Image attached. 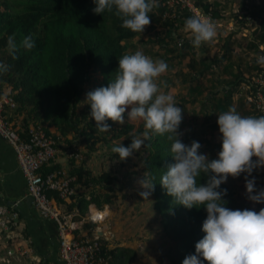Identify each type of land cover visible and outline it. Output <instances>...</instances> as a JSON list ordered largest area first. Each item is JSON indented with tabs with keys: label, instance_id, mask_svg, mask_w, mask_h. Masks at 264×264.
<instances>
[{
	"label": "trees",
	"instance_id": "obj_1",
	"mask_svg": "<svg viewBox=\"0 0 264 264\" xmlns=\"http://www.w3.org/2000/svg\"><path fill=\"white\" fill-rule=\"evenodd\" d=\"M158 3L159 6L150 13L151 24L158 27L157 31L145 39H139L141 33H134L121 26L122 21L114 14L115 10L112 12L105 10L100 15L95 14L93 0H0V62L9 66L8 71L0 72V94L6 93L14 102V107L7 110L6 114L8 120L16 126L20 136L26 138L28 126H40L54 139L56 147L54 157L60 154L59 142H64L67 137L63 138V136L66 135L72 137L67 140L68 142L81 144L87 151L94 150L98 143L113 142L114 146L120 143L124 146L129 145L133 135H139L146 130L142 120H139L137 126L125 121L124 124L111 129V132L101 133L95 128V122L88 115L90 109L76 110V106L81 96L91 91V88L86 89V86L93 80L94 75L97 76L94 87H106L115 77L120 57L138 50L154 60L165 61L168 68L175 67L174 62L185 61L187 70L175 67L174 73L167 75L166 78L170 84L178 81L184 87L187 86L181 95V104L199 101L198 112L204 114V123L227 111L232 105V96L241 93V84L246 80L240 70L230 73V79L220 78L221 73L229 71L233 66L232 45L235 40L230 38L238 29L230 31L229 35L221 38L222 54L213 63L205 66L204 60H198V63L193 56L194 46L191 40L181 37L184 22L191 15L179 6L167 7L164 0H158ZM195 3L202 11L209 12L211 17L220 16L216 11L218 3L208 0H195ZM245 16L248 19H245ZM245 16L242 18L243 21L251 20L248 15ZM255 17L257 23L254 33L257 36V44L264 46V13H258ZM9 36H14L18 46L15 59L7 48ZM27 36H31L35 43V47L30 51L20 47V42ZM198 64L205 66L206 69L196 70ZM206 74H209V78L205 77ZM207 86H210L211 90ZM7 88L8 92H5ZM248 89L251 90L252 87ZM203 91L208 92L205 93V98L197 99ZM239 102L240 107L249 108L244 116L263 115L247 100L240 97ZM182 106L180 107L183 108ZM196 117L197 115L194 114L193 118ZM203 121L199 123L201 126L204 124ZM48 127L54 128L55 132L51 133ZM207 127L208 125L205 128ZM181 128L182 125L179 126L180 130ZM199 133L195 130H186L179 138L186 145H190L199 137ZM149 135L150 139L141 147L145 154L139 167H136V173L140 180L146 175L154 182L151 196L154 207L161 216V230L174 242L172 251H169L170 262L182 264L186 256L195 254V244L205 235L201 229L207 213L203 206L187 209L179 204L169 212L163 211L162 203L175 201L161 187L159 181L162 172L167 170L168 165L174 163V159L166 135L153 133ZM66 146L69 147V144L67 143ZM199 151L201 154L210 152L202 147ZM207 156L210 160L217 158L214 153ZM54 157L41 166L43 173L59 170V166L53 163ZM113 157L118 155L114 154ZM76 176L73 186L76 180H80L81 174L76 173ZM85 177L86 180L82 184L89 191L80 194L75 191L70 201L71 206L73 205L77 210L72 215L73 220L84 217L86 205L89 203L100 207V200L103 197L100 181L105 180V187H108L113 180L106 172L96 175L87 172ZM199 179L200 183L204 184L207 177L202 174ZM220 189L227 190L223 199L227 201L226 207L230 209H251L258 212L264 206L262 203L253 208L244 200L239 202L226 182L220 185ZM165 193L166 197L162 198L161 194ZM48 194L60 202L56 199L55 193L48 192ZM84 226L90 229L88 231L90 234L93 223L86 221L82 227ZM112 241L101 239V245L109 257L110 264H127L134 259L133 249L111 245ZM200 259L201 264H207L202 257Z\"/></svg>",
	"mask_w": 264,
	"mask_h": 264
},
{
	"label": "clouds",
	"instance_id": "obj_2",
	"mask_svg": "<svg viewBox=\"0 0 264 264\" xmlns=\"http://www.w3.org/2000/svg\"><path fill=\"white\" fill-rule=\"evenodd\" d=\"M93 3L95 14L115 10L121 26L134 33H142L150 25V13L159 6L158 0H93ZM184 31L189 33L194 47L210 42L217 35L215 21L203 14L188 17ZM20 47L29 51L34 48L32 37H25ZM7 48L9 54L17 58L14 36L7 38ZM256 61L264 66V55L257 56ZM8 68L0 62V72ZM167 71L165 61L154 60L142 51L123 54L115 77L108 85L86 93L85 103L90 106L95 128L101 133L111 132L107 121L124 124L126 112L128 120L144 122L146 130L133 135L129 145L120 143L112 148L120 160L129 158L144 146L150 133L166 135L170 141L174 163L162 172L161 187L176 204L187 209L203 206L207 213L201 229L205 235L195 244V254L186 256L182 264H201V257L207 264H264V208L258 212L230 209L223 199L227 190L220 189L229 176L236 178L245 173L247 199L256 204L264 203V188H256L255 177L248 178L253 170L264 168V115L244 116L234 106L219 114L216 123L221 147L217 158L210 160L207 154L200 153L199 142L186 145L179 138L184 110L159 82ZM202 174L207 177L204 184L198 180ZM138 183L143 189L138 194L148 201L154 182L144 175Z\"/></svg>",
	"mask_w": 264,
	"mask_h": 264
},
{
	"label": "rangeland",
	"instance_id": "obj_3",
	"mask_svg": "<svg viewBox=\"0 0 264 264\" xmlns=\"http://www.w3.org/2000/svg\"><path fill=\"white\" fill-rule=\"evenodd\" d=\"M216 1L217 0H214V2ZM217 3L223 6L224 9H226L225 12H227V14L224 15L225 18H227L228 20L226 21L228 22L227 24H231L234 29H238L237 32L231 34V38L235 40L232 45L233 54L231 63L233 64V66L229 71H224L221 74L220 78L223 80L230 79V73H235L236 71L240 70V72H242V76L246 80L245 83L241 84V93L238 94H240L239 98L241 97L246 100L248 93L251 91L248 88L251 87L252 79L256 76L258 72L256 57L260 53V50L258 48L260 44H257V36L254 33L257 23V17L255 16H257L258 13H264V0H219L217 1ZM245 15H248L251 20H248V22H246V20L243 21L242 18ZM244 18L248 19L247 16H245ZM224 25L225 23L219 28V31L216 30V32H221L217 34L219 37L217 39H219V41H217L216 43L204 42V44L208 43V48L213 49L214 51L218 48H221V38H224L225 35L230 32L227 31V29L225 30ZM242 26H244V29L240 28ZM245 29L248 30V33H245ZM185 33L186 32H183L182 37H184L185 35L186 37L188 36ZM142 36L146 38V34H144L143 32ZM255 43L257 45H255ZM262 47L264 46L262 45ZM216 53H219V51ZM174 65L177 69H179L180 67L186 68L184 60L179 62L177 61L176 63L174 62ZM198 69L199 67L196 68V70ZM95 79H97L96 75H94L93 80L87 84L86 89H95ZM160 80L161 78H159V82ZM207 87L211 90L210 86ZM165 92L173 95L177 105H181V95H183L182 88H177L175 90L173 87L170 88V92L168 90H166ZM205 93L207 94L208 92L203 91L201 95L197 96V99H204L206 95ZM85 98L86 94H83L79 103L76 106V110L85 109L87 111L90 109V106L85 103ZM88 115H90V113ZM124 118L125 121L134 123L135 126H137V123L139 122L138 119L128 120L127 112L125 113ZM93 122L95 121L93 120ZM107 123L111 126V129L120 126V124H117L111 120H108ZM195 126L198 127L199 125ZM191 127H194V124L189 123L184 125L183 129L193 131ZM206 132L207 131L203 133L204 137L206 138H203V134L201 135L200 132L199 137L193 141L199 142L202 148L206 149L208 152L210 151L207 155L219 152L221 146L214 144L213 137L209 138V136H206L209 135L210 131L207 133ZM64 137L72 138L70 135L63 136V138ZM69 138H66L64 142L67 143V140H69ZM203 140L205 142H203ZM112 143H98L97 145H95L96 148L92 151L85 150L83 145L81 144L76 145L72 143V145H69L70 150L73 149L76 153L79 154V162L75 164H79L84 161L83 167H88L87 171H89L91 175H96L100 172H106L113 179L112 183L108 187H105V180L100 181L101 183L99 184L103 187V197L100 200L101 203L100 207H98V210H103L104 208V214L108 215V210L115 212L116 214L114 217H111V219H107L104 222V224L108 227V231L110 232L108 234V238L110 240L116 241V232L114 228L115 226L118 227L119 225L125 223L127 225L126 229H129L128 231H131V234L134 237L133 244H135L134 249L135 253L137 254V260H142L144 264H171L169 258V251H172L171 249L173 247L174 242L173 240L166 237L164 232L161 230V216L154 207V200L152 196L148 198V201H144L138 194L140 191H143V189L138 183L140 178L136 173V167H139L141 159L145 153L142 148H140L138 151L134 152L129 158L120 160L119 157H113L114 153L112 152V148L114 147V144ZM213 144L214 146H212ZM64 145L67 144L64 143ZM64 151L66 152V150ZM65 161L67 162L68 159H66ZM71 161L73 162V160ZM119 161H121V164L119 163ZM245 176L246 174L243 173L240 174L238 177L234 178L236 181L235 183H233V177L231 176H229L226 181V183H228V185L233 190L234 194L236 195L235 197L239 202L244 200L242 199L244 195H241V192L245 190V188L243 189V187L245 186ZM253 176L254 172H252L251 176H249L248 178L250 179ZM256 177L259 181L257 183V187L259 188L261 187V185L264 184L262 182L264 180V174L257 173ZM95 186H97V184ZM110 186L111 190H109ZM86 191L88 192L89 189L87 190L86 188ZM245 193L246 190L245 192H243V194ZM166 195V193L161 194L162 198L166 197ZM175 205V202H166L162 203L161 208L164 212H169L173 209ZM90 209H93V207H91ZM114 224L117 225L114 226ZM117 230H119V228H117Z\"/></svg>",
	"mask_w": 264,
	"mask_h": 264
},
{
	"label": "crops",
	"instance_id": "obj_4",
	"mask_svg": "<svg viewBox=\"0 0 264 264\" xmlns=\"http://www.w3.org/2000/svg\"><path fill=\"white\" fill-rule=\"evenodd\" d=\"M208 1H214V0H208ZM216 11L218 12L217 14H219L220 16L216 17L215 19H221L224 23L227 24L228 22L226 21L228 20L227 18H225L224 15L227 14V12H225L226 9H224L223 6L219 5ZM157 28H158L157 26H154L153 24L150 23V25L145 27L143 33L146 34V37L148 35H153L157 31ZM240 28L244 29V26ZM182 30L183 31L181 32V35L183 34V32H185L184 28ZM244 31L245 33H248L247 29H245ZM218 33L219 32H217V34ZM185 34H187L188 36L186 37V35L185 36L183 35L184 38L190 41L189 33H185ZM227 35H225V37ZM140 38L145 39L142 36V33L139 39ZM217 38H219L218 35H216V37L210 42L216 43L217 41H219V39ZM230 40H232V38H230ZM208 47H209L208 43L204 44V42H202L198 47H193V52H194L193 56L196 58V61L199 63L198 60H204L206 62L205 66H207L210 63H213L214 60H216L222 54L221 51L222 48H218L214 51L213 49H210ZM218 51L219 53H216ZM187 54L188 51L185 55L186 60L188 59ZM168 56L170 57L169 54ZM198 65H199L198 71H204V69H206L205 66L203 67L201 66V64ZM175 69H176L175 67H169L168 71L160 77L161 78L160 82H162V88L164 91L168 90L169 92H170V88L173 87L175 90L177 88H182V93H184L186 90L185 88L187 86L184 87V85L178 81H175L174 84H170L168 78H166L167 75L173 74ZM183 70H187V69L183 68ZM205 77L209 78V74H206ZM5 92H8V88L5 90ZM239 95L240 94H235L232 96L231 107L234 106L240 114L244 115L245 112L247 113V111H249V108L247 106L240 107ZM181 105H183L182 109L184 110L182 112L183 119L180 124L182 125L181 128L182 131L180 130L181 134L184 133V131H186V129L185 130L183 129L184 125L192 123L194 124V127H191V129L193 130L200 129V131H196V132H201V135L205 131L207 132L210 131L209 135L206 136L207 137L209 136V138L213 137L214 144L221 146V137H220L218 125L216 123L218 119V115H216L212 120L204 123L203 121L204 114L198 112L200 107L199 101L198 102L195 101L193 103L185 102ZM192 109H194V111H192ZM207 113H209V111H207ZM210 113L212 112L210 111ZM194 114L197 115L196 118H193ZM194 119L197 121L195 122ZM187 120L189 123L187 122ZM201 121H203L204 123L202 126L199 124ZM195 125H199V126L196 127ZM207 125L208 127L205 128ZM48 130L52 133L55 132L54 128L52 127H48ZM203 138H206L204 137V134H203ZM64 143L65 144L68 143L69 145H72L73 142L67 141V143L66 142ZM64 143L59 142L60 145L59 147H61V152L59 155L54 157L53 163H56L59 166L58 169L61 170L63 173L71 175L74 178L77 177L76 173L77 174L80 173L81 174L80 180H76V182L74 183L75 191L78 194L86 193L87 192L86 188H84L82 182L83 181L85 182L86 180L85 173L89 172L87 171L88 167H83L84 161H82L81 164L80 163L75 164L79 162L78 159H70L66 157L64 150H68L67 148L70 147H67L66 145H64ZM214 144L212 146H214ZM214 154L217 155L218 152ZM66 159H68L67 162L65 161ZM253 159L255 160V157H253ZM71 160H73V162ZM253 172H254L253 177H255L256 188L257 189L264 188V184L261 185V187L259 188L257 187L258 185L257 183L259 181L257 180L256 177L257 173L264 174V168L255 169L253 170ZM233 181H234L233 183L236 182L234 178ZM262 182L264 183V180ZM244 188L245 186L243 187V189ZM243 192H245V190L241 192V195H244L242 197V199H244V202L249 203L253 208L259 205L249 201L247 199L246 193L243 194ZM70 201L61 202L60 208L65 212L69 211L71 213H76L77 212L76 207H73V205L71 206ZM0 205H3L7 208V213L3 218L4 227L0 228V264H21L27 261L35 262L39 264H63L59 260L57 254L56 225L52 220L42 218L38 214L37 210L34 208L30 197L26 194L25 180L20 172V169L18 168L13 149L8 143L3 141L1 138H0ZM91 207H94L98 210V207L95 204L89 203L86 205L84 216L87 214L88 210ZM101 211L104 212V208ZM108 211L109 214L108 215L106 214V220L111 219V217H114L116 215L115 212H112L110 210ZM115 225L117 224H114V226ZM126 226L127 225L125 223L119 225L118 227L115 226L114 228L116 232L115 240L117 242L113 240L110 244L111 245L114 244L118 247H127L135 251L134 249L135 244H133L134 237L131 234V231H128L129 229H126ZM117 228H119V230H117ZM89 230H90L89 228L84 226L78 228L73 233L76 235L88 234ZM136 256L137 254L135 253L134 259L129 261L127 264H144L142 260H137Z\"/></svg>",
	"mask_w": 264,
	"mask_h": 264
},
{
	"label": "built area",
	"instance_id": "obj_5",
	"mask_svg": "<svg viewBox=\"0 0 264 264\" xmlns=\"http://www.w3.org/2000/svg\"><path fill=\"white\" fill-rule=\"evenodd\" d=\"M167 7L179 6L191 16L203 14L210 17L216 24V30L223 26L221 19L211 17L209 12L202 11L195 0H164ZM225 30L233 31L231 24L224 25ZM264 55V47L258 46ZM258 72L252 79L251 91L247 101L264 115V66L258 64ZM14 107V102L6 93L0 94V138L13 149L14 156L25 180L26 194L30 197L34 208L44 219L52 220L56 225L57 254L63 264H110L109 257L101 245L108 240V227L104 224L106 214L101 210L89 209L80 220H73L71 212L61 210V202H69L75 193L74 177L54 170L43 173L41 166L47 164L56 153L54 139L47 135L40 126H28L26 138H22L12 121L7 118V110ZM65 156L78 159L79 154L73 150L65 152ZM48 192L55 193L56 201ZM7 208L0 205V228L4 227L3 218ZM86 221L93 223L90 234L76 235L73 232L81 228ZM21 264H39L25 262Z\"/></svg>",
	"mask_w": 264,
	"mask_h": 264
}]
</instances>
